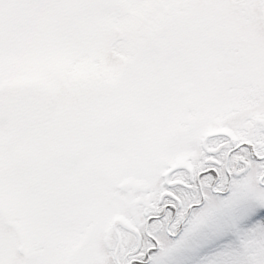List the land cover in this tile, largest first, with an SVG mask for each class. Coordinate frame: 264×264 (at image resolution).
I'll return each mask as SVG.
<instances>
[{
    "label": "snow or ice",
    "instance_id": "obj_1",
    "mask_svg": "<svg viewBox=\"0 0 264 264\" xmlns=\"http://www.w3.org/2000/svg\"><path fill=\"white\" fill-rule=\"evenodd\" d=\"M0 264H264V0H0Z\"/></svg>",
    "mask_w": 264,
    "mask_h": 264
}]
</instances>
